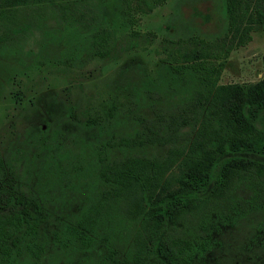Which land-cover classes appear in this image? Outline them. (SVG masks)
Masks as SVG:
<instances>
[{"label": "trees", "instance_id": "16d2710c", "mask_svg": "<svg viewBox=\"0 0 264 264\" xmlns=\"http://www.w3.org/2000/svg\"><path fill=\"white\" fill-rule=\"evenodd\" d=\"M164 1L0 0V21L24 26L0 44L32 35L46 50L40 61L61 68L108 61L122 37L140 34L141 14ZM222 7L219 32H167L156 61L131 59L115 69V91L77 108L59 106L54 140L38 145L30 136L31 150L11 159L0 153V264L42 251L46 211L26 193L23 176L36 187L43 182V192L54 184L89 186L73 221L63 224L64 238L82 246L102 235L106 219L134 223L130 242L105 244L99 264H205L216 220L264 211V75L218 81L231 49L262 22L264 0H222Z\"/></svg>", "mask_w": 264, "mask_h": 264}, {"label": "rangeland", "instance_id": "374dc122", "mask_svg": "<svg viewBox=\"0 0 264 264\" xmlns=\"http://www.w3.org/2000/svg\"><path fill=\"white\" fill-rule=\"evenodd\" d=\"M223 22L222 0H165L141 14L137 25L140 34L122 37L117 44L115 59H94L81 67L61 68L40 61L46 50L41 42L35 43L32 35L22 40L19 33L18 42L1 43L0 153L11 159L26 149L31 150L35 143L41 145L42 141L54 140L59 131L51 120L59 106L70 102L77 108L115 91L121 77L115 69L131 59L149 63L156 61L160 37L167 32L175 34L193 29L213 34L222 29ZM21 27L24 26L20 22L5 25L0 21V36L8 33L15 38L17 29ZM38 32L34 34L36 38H39L40 30ZM251 35L246 44L231 49L219 82H253L264 75V16ZM122 47L126 49H120ZM30 136L34 140L32 146L27 143ZM19 171L24 173L21 169ZM47 172L42 166L39 180L43 181ZM21 181L26 193L33 194L38 204L43 206L46 218L40 227V256L22 258L20 264H99L105 244L120 249L130 242L135 225L118 216L111 225H107L106 219L102 235L87 246L64 238L63 224L73 221L80 205L78 199L85 191L89 192L86 184H54L43 192V182L36 187L33 178L25 181L23 176ZM86 181L90 183L89 177ZM41 192L44 196L48 194L46 202ZM216 221V229L210 232V248L202 261L205 264L216 261V264H223L227 261L225 259H229V263L247 261V264H257L264 256V211L239 215L234 223ZM101 236H105V240ZM62 239L66 243L64 246L61 245Z\"/></svg>", "mask_w": 264, "mask_h": 264}]
</instances>
